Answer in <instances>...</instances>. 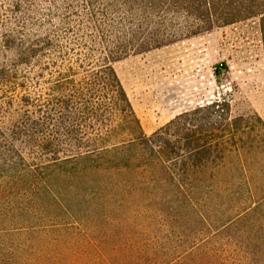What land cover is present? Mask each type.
<instances>
[{
  "label": "trees",
  "instance_id": "1",
  "mask_svg": "<svg viewBox=\"0 0 264 264\" xmlns=\"http://www.w3.org/2000/svg\"><path fill=\"white\" fill-rule=\"evenodd\" d=\"M85 1L103 45L101 23L120 3L142 30L156 18L138 49L172 39L178 21L197 35L256 20L264 56V0ZM26 28L0 45V250L56 235L83 240L92 264H264L259 116L214 101L148 135L110 63L62 58ZM50 52L63 61L47 64Z\"/></svg>",
  "mask_w": 264,
  "mask_h": 264
},
{
  "label": "rangeland",
  "instance_id": "2",
  "mask_svg": "<svg viewBox=\"0 0 264 264\" xmlns=\"http://www.w3.org/2000/svg\"><path fill=\"white\" fill-rule=\"evenodd\" d=\"M102 2L107 6V1ZM136 13L120 3L108 12L101 23L107 41L103 45L102 32L91 19L85 0H0V45L3 34L18 35L25 26V39L52 38L61 45L62 58H87L95 66L110 63L148 135L177 116L214 101L228 102L233 116L257 115L264 121V56L256 20L197 35L178 21L181 26L168 31L172 35L176 31L172 39L157 48L138 49L157 25L156 18H151L144 30L138 28ZM106 49L117 53L110 55ZM58 55L50 52L45 62L61 63ZM4 59L0 54V63ZM222 64L227 69L221 68L217 78L214 71ZM57 237L51 236L48 243L0 250L4 258L0 264H92L89 256L93 260L94 250L79 248L83 240L69 247L63 244L65 239L62 244L53 241Z\"/></svg>",
  "mask_w": 264,
  "mask_h": 264
}]
</instances>
